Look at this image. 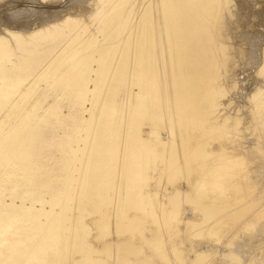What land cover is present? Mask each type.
<instances>
[{
    "label": "rangeland",
    "instance_id": "obj_1",
    "mask_svg": "<svg viewBox=\"0 0 264 264\" xmlns=\"http://www.w3.org/2000/svg\"><path fill=\"white\" fill-rule=\"evenodd\" d=\"M11 1L0 0L3 4L0 7V22L13 12L21 11V15H25L31 8L37 7L29 1ZM69 1L84 7L80 16L89 24L86 15L90 11L89 0ZM232 3L231 11L225 15L227 20L223 21L229 28V43L241 47L242 41H238L235 35L241 37L249 29L253 33V30L264 28L260 26L264 19V0H232ZM94 27L90 23V30L95 32ZM98 37L102 39L103 34ZM97 53L94 55L96 58ZM115 57H112V65ZM15 59L14 62L19 60ZM84 59L83 56L78 64H82ZM117 70L114 72L113 68H109L103 75L102 64L94 62L90 70L79 69L77 78L71 73L70 77L62 79L42 70L27 76L22 87L34 83L32 88L35 91L31 88L33 91L29 92L32 97L28 94L23 98L16 93L11 96L13 105L6 103L2 107L0 264H234L237 260L230 258L232 252H240L247 261L263 262L264 214L261 215L258 208L264 203L258 204V201L264 198V144L257 139L263 129L257 125L249 128L242 122L227 138H210L206 142L205 147L213 149L232 137L262 146L248 152L246 162L238 169L241 173L236 176L240 190H226L221 197L225 201L219 195H213L216 192L212 191V187H206L209 195L199 193L192 177L201 169L200 164L197 169L182 167L179 171H163L158 181H143L142 173L132 176L135 179L130 175L128 177L123 153L128 89L125 72L122 67ZM21 75L25 76L26 72ZM95 86H99L101 91ZM245 87L238 82L236 88L229 90L228 96L222 99L242 93ZM133 91L136 92V88L133 87ZM108 95L112 99L113 112L106 119L101 110ZM18 109L26 111L21 113L22 116L9 112ZM4 113L10 115L11 121ZM82 157L84 161H81ZM212 157L203 159L210 160ZM88 161L91 163L88 164ZM150 171L153 170L149 166L147 172L152 176L154 173ZM259 171L261 179H258ZM245 172L249 174L248 180L241 179ZM172 173H177L175 179H171ZM255 175L256 180L252 181ZM132 189L144 195L147 193L144 210L130 205L134 200ZM175 189L179 190L175 195L180 201L179 212L174 216L173 224L168 225L164 216L170 207L167 197ZM131 199V202L127 201ZM238 208L242 210L234 213ZM208 212L213 215L205 222L203 217ZM62 213L69 218L63 223L60 219ZM152 213L157 216L156 220ZM135 214L141 218L131 222L129 216ZM255 216L263 217L255 226L243 225L244 220L255 219ZM221 218L225 219L224 222ZM218 219L221 224L212 232L211 227ZM49 221L51 226L47 225ZM189 222L198 225L193 226ZM65 226L69 227V231ZM41 228L44 229L43 234ZM13 240L17 243L12 244ZM200 253L201 256H198ZM24 255L29 256L28 260L23 261Z\"/></svg>",
    "mask_w": 264,
    "mask_h": 264
},
{
    "label": "bare ground",
    "instance_id": "obj_2",
    "mask_svg": "<svg viewBox=\"0 0 264 264\" xmlns=\"http://www.w3.org/2000/svg\"><path fill=\"white\" fill-rule=\"evenodd\" d=\"M18 1H29L37 7L34 6L36 8H31L25 15H21V11L13 12L0 22V113L6 103L13 105L11 96L17 93L24 98L30 91H35L31 82L22 88L30 74L43 70L44 73L50 71L58 79L70 77L71 73L77 78L79 69L84 67L90 70L94 62L102 64L103 75L109 68L115 72L122 67L128 89L123 132L125 167L128 166L126 171L129 173L126 176L142 173L143 181H158L163 171H179L182 167L197 169L200 164L201 169L192 177L200 194L209 195L206 187H212V191L216 192L213 195L220 198L226 190H240L236 177L241 173L238 169L246 162L251 149H261L262 146L231 137L213 149L205 147L210 138H227L242 122L246 127L257 125L263 129L257 139L264 144V28L253 30V33L249 29L244 36L240 33L241 37L235 35L238 41H242L241 47L232 46L229 43V28L224 24L226 13L231 11L232 0H89L90 11L86 15L95 26V32L90 30V23L86 24L80 16L84 8L80 4H72L69 0ZM261 21L260 26L264 27V19ZM100 34H103V38L99 40ZM96 52L98 58L94 56ZM83 56L86 59L78 64ZM113 56H116L114 65ZM25 72V76L21 75ZM238 82L246 86L242 93L222 99L228 96L229 90L236 88ZM133 87L136 92H132ZM97 89L101 91L99 86ZM29 95L32 97V94ZM103 103L101 112L108 119L113 112L109 95ZM24 111L18 109L9 112L16 116L18 113L19 116ZM1 120L0 124H3ZM2 129L0 126V131ZM136 134H139L138 137ZM211 155L214 157L210 160L203 159ZM81 161H84L83 157ZM75 166L73 169H76ZM149 166L154 171H150L154 173L152 176L147 172ZM170 175L171 179H175L177 173ZM257 175L261 179L260 171ZM255 177H252V181L256 180ZM241 179L248 180L249 174L245 172ZM135 189H132L134 200L127 201L133 200L131 206L144 210L147 207V204L144 205L147 193L144 195ZM173 191L167 197L170 207L164 214L168 225L173 224V218L179 212L180 201L175 197L179 190ZM262 200L264 198L258 204L264 203ZM60 206L62 212L64 205ZM258 209L261 215L264 214V206ZM241 210L238 208L234 213ZM152 215L156 220L155 213ZM212 215L206 213L203 217L205 222ZM261 217L255 216L256 220L249 218L247 222L244 220L243 225L255 226ZM140 218L138 214L129 216L131 222ZM60 219L63 223L69 218L63 215ZM219 221H215L211 227L212 232ZM191 224L198 225L196 222ZM64 228L69 231L68 226ZM14 242L17 243L13 240L12 244ZM30 251L32 249L27 253ZM28 255H24L23 261ZM229 255L237 260L234 264H264V257L261 258L263 262H254V259L251 262L243 258L240 252Z\"/></svg>",
    "mask_w": 264,
    "mask_h": 264
}]
</instances>
